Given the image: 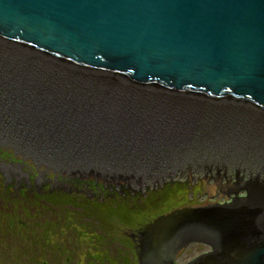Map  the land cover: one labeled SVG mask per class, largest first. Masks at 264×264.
<instances>
[{
  "label": "water",
  "instance_id": "obj_1",
  "mask_svg": "<svg viewBox=\"0 0 264 264\" xmlns=\"http://www.w3.org/2000/svg\"><path fill=\"white\" fill-rule=\"evenodd\" d=\"M0 47L60 77L32 70L30 95L9 94L0 125L9 114L13 128L53 131L51 157L75 156L85 170L93 153L109 169L125 152L181 165L203 155L182 150H244L251 141L234 111L264 116V0H0ZM172 98L211 115L168 110ZM253 129L246 150L260 157L259 174L239 179L225 204L156 219L139 233L140 264H178L192 245L208 250L185 264H264V124Z\"/></svg>",
  "mask_w": 264,
  "mask_h": 264
},
{
  "label": "rangeland",
  "instance_id": "obj_2",
  "mask_svg": "<svg viewBox=\"0 0 264 264\" xmlns=\"http://www.w3.org/2000/svg\"><path fill=\"white\" fill-rule=\"evenodd\" d=\"M2 138L0 140L4 143L8 141L14 143L11 144L13 147L17 145L9 138L7 140L5 137ZM16 147L20 149L19 153H23L25 159L36 160L33 162L37 165L45 164L44 171L46 169L56 173V176L51 177L53 181L49 180L51 183H47L40 192L35 191L36 200L33 194L24 199L28 212L25 216L22 215L24 220L31 219L37 222L35 225L42 231L39 242L36 243L34 238H29L28 241L24 240L23 246L20 243V246L23 247V251H34L35 245L39 243V251L44 256L39 259L27 253L29 257L19 259L24 264L31 262L44 264L47 261L50 264H140L137 250L139 244H135L127 233L141 225H149L174 210L226 203L223 202L224 197L216 195L215 187H210V193L208 188L205 190L202 181V177L211 178L222 171L184 170L182 174L170 171L163 176L158 174L154 178L144 176L133 178L129 171H124L121 177L98 170L96 172L100 173L101 177L91 172L73 174L64 171L66 167L62 166L55 170L49 163L39 162L38 157L35 156L33 159L28 154L29 150L23 151L20 145ZM86 182L94 185H86ZM204 191L209 194L205 196ZM55 225L56 231L44 233L50 227L53 230ZM48 239L55 242L51 250L45 242ZM11 241L12 244L13 242L16 244L15 241ZM21 247L14 248L19 252ZM207 250L205 246L196 251L191 250L187 258L178 260V264H185ZM4 252L7 251L0 243V264H6L4 260L10 259L4 258L3 255L6 254ZM60 254H65L66 257L62 258ZM17 261L9 260L15 264Z\"/></svg>",
  "mask_w": 264,
  "mask_h": 264
},
{
  "label": "bare ground",
  "instance_id": "obj_3",
  "mask_svg": "<svg viewBox=\"0 0 264 264\" xmlns=\"http://www.w3.org/2000/svg\"><path fill=\"white\" fill-rule=\"evenodd\" d=\"M39 61L41 64L38 61L36 62L31 61L29 58H27L24 54L20 52H16L8 48L5 49L4 47H0V110L2 109L4 110V107L2 105L6 103L7 96L9 94L30 95L29 91L26 89V85L23 84V82L27 80L30 82V80L32 79V76H31L33 73L32 70L34 69L39 70L40 72H44V75H47L48 77H50L54 83L59 82L60 77H57L56 74L53 75V74H49L45 72L44 71L45 62L43 63L42 60H39ZM25 69H27V71H24ZM51 72L55 73V70H52ZM15 79L17 81H15ZM20 80H23V81H20ZM93 83L95 86L99 87L100 90L101 89H106V90L107 89L108 90L120 89V87H118L117 85H113V84H108V83L105 84V83H99V82H93ZM126 90L127 89H125V91ZM18 104L19 103L17 104L14 103L13 107L15 108V105H16L17 108H19L20 105ZM201 106H203V104L199 106L197 104H194V102H187L185 100L182 101L179 99L172 98L170 102H168V104H165L164 107H166V109L168 110L169 108L170 110L180 109V111H182L183 113H187V114L197 113L200 115L203 114L204 117L206 118L210 117L211 112L207 111L209 109L202 108ZM234 112H237V116L235 117H238L237 119H239L238 121L241 123L240 126H244L245 129H247L245 132L246 133L245 135H247L248 139L251 141V142H247L246 144L247 146L245 147V149L242 150L239 147L230 149L228 146H221L219 147L220 149L218 148V150H214V152L211 149L191 150V151L182 150L179 152L180 155H182V153H184L185 155L194 154V153H198V154L202 153L203 155L202 157L201 155H198V156L195 155L193 158H197L198 160H193V161L186 160L185 157L182 155L181 157H184V158L178 159L181 165H173L167 162L168 160L166 162L162 160L158 163L153 164L150 161H143V159L141 158L138 159V157H133L131 154H127V152H125V154H123L121 157H117L118 160L116 161V165L120 163L118 167L116 165H113V166H110L109 169H103L99 165L100 158L98 156H95L96 154L93 153L92 154L93 156H91V158H89L87 161H90L88 163H91L93 161L91 164L94 163L93 164L94 166L90 169L85 170L86 165L82 163L86 161L82 162V160L78 159L75 156H72V155L61 156V154L58 153L57 155H55V157H51V155H53L52 151H54L56 148L55 146H51V144L45 147V139H51L53 137L52 135H54L53 131L52 133H50L49 130L44 129L45 131L43 132V134L38 136V133L36 131L29 132L27 128H21V130L20 128H13L15 127L16 124H19V123L17 120L13 121V119H11L8 113H7L8 116L5 115L6 116L5 119L8 122L0 125V133L2 132V134H0V138L5 137L6 140L8 138L11 139L12 141L15 142V144L20 145V148L23 151L29 150L28 154H30L32 158L35 156L38 157V159L40 160L39 162L49 163V165H51L52 168L53 166L55 167V170H59L60 166H62V167H66L65 169H63L64 171H67L68 173H73V174L75 173L87 174V172H91L92 174H95L101 177L100 173L96 172L98 170V172L102 171L105 174L112 173L116 175L117 177L119 176L121 177L123 171H129L133 178L136 176L154 178V176L158 174H161L163 176L164 174L170 171H174L176 174H182L184 170H190V171H196V172L216 170V171L221 172V170H223L224 168V170L227 173H232L233 177L236 178L238 176L237 174H239L240 176H238L237 178L241 179L242 181L243 180L247 181L249 179V176L253 177L259 174V172H257L255 162H258V166L260 163V159H259L260 157L257 154H252V157L247 154L246 149H248V147L250 146L252 142L255 143L252 139L249 138L248 134L252 133L253 130H256V129H253L254 124H255V127H257L259 124H264V116H261L255 110H253L252 112H248L241 108L236 109ZM253 112H255L258 116H256L255 119H253L256 122L251 123V119L248 117V115L254 114ZM12 118H16V115H13ZM206 124H208V122ZM197 126L198 125H196V127ZM26 133L32 134L33 141L28 138V135ZM24 135H27V136L23 137ZM72 141L74 143H77V141L83 143L81 139H79L78 137H73ZM260 143L261 141H258L257 145H259ZM235 145L236 144H234V146ZM262 145H264V141H262ZM38 151H43V152L37 155L39 153ZM105 156L110 157V155H105ZM106 159L108 160L109 158H106ZM143 162H146V163L143 164ZM124 166H127V167H124ZM120 167H123L124 169ZM217 168H220V170ZM139 171L145 172V174H141ZM147 226L144 229H141L139 231L140 232L144 231L147 228Z\"/></svg>",
  "mask_w": 264,
  "mask_h": 264
},
{
  "label": "flooded vegetation",
  "instance_id": "obj_4",
  "mask_svg": "<svg viewBox=\"0 0 264 264\" xmlns=\"http://www.w3.org/2000/svg\"><path fill=\"white\" fill-rule=\"evenodd\" d=\"M6 141L0 140V243L5 247L7 252L4 258H10L9 260L15 259L18 260L16 264H24L23 261L20 262L19 259H25V257H29L27 253L33 254V256L37 258L44 257L42 252L39 251L40 244H36L35 250H25L23 251V243L24 240L29 238H34L36 243L40 240L41 229L37 228L35 224L37 222H33L31 219H25L22 215H26L27 212V205L25 204L24 199L29 197V194H33V198L36 200V192H40L41 188L43 189L47 183H51L49 180H52V175L56 176V173H52L44 169V165H37L32 159H25L23 153H19L20 149L17 147H13L14 143H7ZM12 144V145H11ZM27 160V162H26ZM26 162V163H25ZM30 162V163H29ZM25 163V165H24ZM220 170V168H217ZM224 173H218L214 177H202V181L204 182L205 190L208 188L210 193V187L216 188V195L224 197L226 203L229 202L232 197L234 196V192L236 191V184L237 179L235 180L232 176V173H227L224 168L221 170ZM240 176L239 174H237ZM237 176V177H238ZM68 177V176H66ZM188 177V176H187ZM194 177V175H193ZM236 177V178H237ZM85 177H83L84 179ZM196 178V177H194ZM43 180V181H42ZM196 180V179H195ZM53 181V180H52ZM86 181V179H85ZM54 183V182H53ZM86 185H94V183H85ZM97 187L99 186L98 184ZM96 187V188H97ZM205 192V196L209 193ZM220 197V198H221ZM216 199V198H214ZM15 215V216H14ZM33 215V212H32ZM9 217V220H8ZM29 217V216H26ZM146 225H141L134 231H130L128 236L134 240L135 244L138 245V241L140 239L139 233L140 229L146 227ZM52 227L45 232H53L56 231V225L53 230ZM56 234V233H55ZM55 236V235H54ZM56 237V236H55ZM37 238V239H36ZM43 238V237H41ZM15 241L16 244H12V241ZM26 241V242H27ZM33 242H35L33 240ZM47 243L48 248L51 250L55 244V242H51L49 239L45 241ZM44 244V243H43ZM19 246L21 247L19 252H17V248L14 247ZM43 246V245H42ZM202 245H192L188 249H186L179 257V260L187 258L189 252L191 250L196 251L198 248H203ZM38 249V250H37ZM37 250V251H36ZM31 251V252H28ZM54 253V252H51ZM55 255V254H54ZM62 258L66 257L65 254H60ZM2 256V258H3ZM32 257V256H31ZM5 261L6 264H15L12 262ZM36 263V262H35ZM30 263V264H35ZM44 264H50L49 261L44 262Z\"/></svg>",
  "mask_w": 264,
  "mask_h": 264
}]
</instances>
